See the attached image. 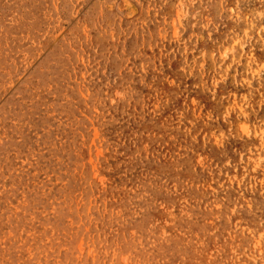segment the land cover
Returning <instances> with one entry per match:
<instances>
[{
	"label": "rangeland",
	"instance_id": "1",
	"mask_svg": "<svg viewBox=\"0 0 264 264\" xmlns=\"http://www.w3.org/2000/svg\"><path fill=\"white\" fill-rule=\"evenodd\" d=\"M0 264H264V0H0Z\"/></svg>",
	"mask_w": 264,
	"mask_h": 264
},
{
	"label": "bare ground",
	"instance_id": "2",
	"mask_svg": "<svg viewBox=\"0 0 264 264\" xmlns=\"http://www.w3.org/2000/svg\"><path fill=\"white\" fill-rule=\"evenodd\" d=\"M191 52V51H190ZM40 83V82H39ZM212 92V91H211ZM37 107V106H36ZM6 121V120H5ZM96 133V132H95ZM236 222V221H235ZM233 240V239H232ZM156 254V253H155ZM243 254V253H242ZM253 259V258H252Z\"/></svg>",
	"mask_w": 264,
	"mask_h": 264
}]
</instances>
